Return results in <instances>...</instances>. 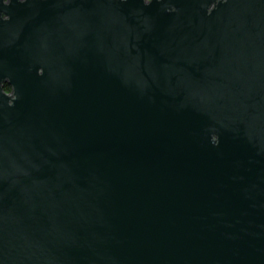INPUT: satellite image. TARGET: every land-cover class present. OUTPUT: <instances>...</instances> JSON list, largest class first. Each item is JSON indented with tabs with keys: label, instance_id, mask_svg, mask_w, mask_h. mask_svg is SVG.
Instances as JSON below:
<instances>
[{
	"label": "water",
	"instance_id": "obj_1",
	"mask_svg": "<svg viewBox=\"0 0 264 264\" xmlns=\"http://www.w3.org/2000/svg\"><path fill=\"white\" fill-rule=\"evenodd\" d=\"M0 264H264V0H0Z\"/></svg>",
	"mask_w": 264,
	"mask_h": 264
},
{
	"label": "flooded vegetation",
	"instance_id": "obj_2",
	"mask_svg": "<svg viewBox=\"0 0 264 264\" xmlns=\"http://www.w3.org/2000/svg\"><path fill=\"white\" fill-rule=\"evenodd\" d=\"M5 86H10V90H11V85L8 84L7 82H3V88H4ZM4 89H5V88H4ZM5 90H6V89H5ZM10 90H8V91H10Z\"/></svg>",
	"mask_w": 264,
	"mask_h": 264
},
{
	"label": "trees",
	"instance_id": "obj_3",
	"mask_svg": "<svg viewBox=\"0 0 264 264\" xmlns=\"http://www.w3.org/2000/svg\"><path fill=\"white\" fill-rule=\"evenodd\" d=\"M7 91L10 90V86H5L4 87Z\"/></svg>",
	"mask_w": 264,
	"mask_h": 264
}]
</instances>
